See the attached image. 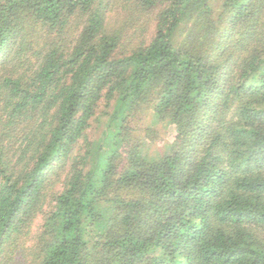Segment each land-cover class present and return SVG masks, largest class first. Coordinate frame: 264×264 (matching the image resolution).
I'll return each mask as SVG.
<instances>
[{
  "label": "trees",
  "instance_id": "obj_1",
  "mask_svg": "<svg viewBox=\"0 0 264 264\" xmlns=\"http://www.w3.org/2000/svg\"><path fill=\"white\" fill-rule=\"evenodd\" d=\"M0 264H264V0H0Z\"/></svg>",
  "mask_w": 264,
  "mask_h": 264
},
{
  "label": "rangeland",
  "instance_id": "obj_2",
  "mask_svg": "<svg viewBox=\"0 0 264 264\" xmlns=\"http://www.w3.org/2000/svg\"><path fill=\"white\" fill-rule=\"evenodd\" d=\"M105 117L101 119V123H93L92 128L90 130V137L92 140H98L101 137V133L103 131V125L105 122ZM149 127V123L143 124V127ZM158 136L155 139L150 140V138H145L146 145L144 147V154L149 157H157L160 154L168 151L171 146L174 145V138L172 137L171 132L163 130L161 127L157 129Z\"/></svg>",
  "mask_w": 264,
  "mask_h": 264
}]
</instances>
